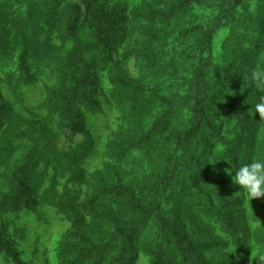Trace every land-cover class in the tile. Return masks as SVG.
<instances>
[{
    "label": "rangeland",
    "instance_id": "obj_1",
    "mask_svg": "<svg viewBox=\"0 0 264 264\" xmlns=\"http://www.w3.org/2000/svg\"><path fill=\"white\" fill-rule=\"evenodd\" d=\"M91 1L95 18L81 8L71 36L66 27L77 0H0V58L8 60L9 70L0 71V103L12 113L0 127V139L12 140L3 152L6 163H0V198L15 193L10 184L30 153L42 160L28 172L35 205L0 209L2 240L25 264H63L76 254L61 255L75 216L52 203L91 201L101 210L86 220L102 228L123 213L118 190L135 188L159 207L161 219L172 209L165 231L159 230L160 236L175 239L161 255L156 244L136 251L141 241L134 235L125 246H116L114 255L125 249L121 256L131 255V264H264V197L250 200L229 171L264 156V120L255 114L260 93L250 78L253 69L264 66V0ZM147 4L159 14L150 20L136 17ZM101 13L112 15L105 22L108 38L102 40L89 24ZM79 47L90 68L102 69L91 86L101 111L82 108V130L71 132L48 117L46 89L62 83L56 69L65 58L70 62L69 54ZM27 49L49 56L39 61L36 81L7 80ZM201 53L206 56L204 84L217 94L215 101L197 95L193 68L183 61ZM115 69L134 81L129 87L144 100L142 120L128 116L132 100L122 102L115 92L110 75ZM237 81L245 84L230 88L228 82ZM195 93L197 99L191 100ZM195 104L204 109L203 118L193 111ZM232 147L235 167L225 158ZM78 156L81 160L73 163ZM178 203L190 225L188 236L178 225L171 232ZM121 231L114 229L116 235ZM153 232L149 227L143 237ZM230 246L237 247L231 254L226 251ZM10 263L1 253L0 264ZM82 264L106 263L91 257Z\"/></svg>",
    "mask_w": 264,
    "mask_h": 264
},
{
    "label": "trees",
    "instance_id": "obj_2",
    "mask_svg": "<svg viewBox=\"0 0 264 264\" xmlns=\"http://www.w3.org/2000/svg\"><path fill=\"white\" fill-rule=\"evenodd\" d=\"M154 2L158 5V0H154ZM159 2H161V0ZM81 8L85 9L86 13L91 16L92 20L95 18L92 1L77 0V3L73 4V12L70 15V19L67 23L68 26L66 27V33L70 34L71 36L76 35L77 21L82 15ZM155 8L152 5L147 4L135 12L136 17L141 16L148 20L153 19L157 16V14H159V11H155ZM111 16L112 15L108 13L98 14L96 21H90L89 23L91 25L90 32L92 33L97 28V34H99L100 40L103 38H108L106 36L108 32L105 22L108 23ZM205 36L203 37V40ZM1 53L5 56L7 51L3 50ZM3 55L2 57H4ZM30 56L33 57V61L29 60ZM44 57L49 58L46 53L33 51V49H27L25 53L21 55L20 60L16 63V67L12 69L13 71L8 73L6 79L11 81L16 80L17 82L36 81L35 71H39L41 69L38 63ZM203 57H206L205 54H195L194 57L190 56L188 59H183V61L184 64L187 62V69H191V67L193 68L192 75L196 79L195 87L198 89V91H200L197 92V95L199 94L200 96L201 94H207L208 97L212 98L211 101H215L217 94L214 91L209 93L211 87H208L204 84L205 82L202 71L206 64L202 62ZM68 60L71 61L66 63L65 58L63 64L58 69H56L57 76L62 80V83H56L55 85L49 86L46 89V106L48 117L54 120L60 129L77 132L82 130V108H86L92 112L101 111L99 103L92 97L91 86L94 83L96 74L102 69L99 67L97 68L96 65H94L95 67L93 69L90 68L92 65L90 62L86 61V52L84 48L79 47L73 49L69 54ZM7 63L8 60L5 58H0V71H6ZM72 64H75V67H72ZM8 71L9 70L6 72ZM110 75L112 78H115L112 79V83L115 85V92L118 93L119 98L122 99V102L127 100L129 101V99L133 102V105L131 104L129 111L127 112L128 116H132L135 120H142L145 118L143 115L146 111L142 108V103L144 100L136 97V91L134 90L135 88L129 87L134 81L125 76L124 73L119 69H115L114 73L110 71ZM228 84L230 85V88H236V86H243L245 83L237 81L233 85H231L230 82H228ZM224 92L225 91L223 90L221 91V93ZM196 99L195 93L193 94V97H191V100ZM193 111L197 112V116L201 114V118H203L205 114L202 107L198 108V104H195ZM11 114L10 107L6 104L0 103V127L3 126L4 121L10 118ZM216 127V135H219L221 127L217 125ZM8 130L9 129H6V131ZM1 131L2 129H0V132ZM118 135H120V133H118ZM241 139L242 137L239 139V142ZM11 141L12 140L9 142L0 139L1 164L6 163L5 160H3V152H6V146H10ZM125 145L126 142L117 143V146ZM82 148L88 150V143L83 145ZM231 149H233V147L227 150L225 158L228 162L232 161V165L235 167L237 166V158H231ZM85 154H87V152H85L84 155ZM40 160L41 158L34 156L33 153L28 155L23 165L18 168L17 172L19 174H15L14 179L12 180L13 183L10 184L11 190L15 191V193L6 194L0 198V209H15L17 207L21 208L35 205L36 197L29 195L32 185L29 182L30 179L28 178V172L31 171L40 162ZM80 160L81 158L78 156V159H73V163H77ZM48 164L49 163L46 162V165ZM61 164L64 163L61 162ZM205 176L206 175L204 173L201 177ZM118 194L120 199L119 209H121L123 213L119 214V216H114L104 221L102 228H99L97 225H93L92 223L94 221L86 220V217L90 213L101 210L99 207L91 206V201L73 205H60L57 200L54 201V203H52L53 201H48L55 206H62L63 210L70 208L71 211H74L75 217L71 222V229L64 235L61 242V246L63 248L61 249V255L64 258L66 255H70L66 254V252H75L76 254L63 264H82L84 263V258L91 257H97L100 259V261L104 260L106 264H131V255H129L130 259H128V257L121 256L125 249L118 254L116 253L115 255L111 253V251L116 246H125L128 241V237L132 238L134 235L138 237V240L141 241L142 245L141 246L139 243H136V251H140L142 248L146 247L149 248L151 245L156 244L159 251L161 252V255L165 254V249H168L167 245L169 244V239L174 240L175 238L170 237L166 239L160 236V230L165 231L164 225L170 218L172 209L165 213V217L168 219H161L159 213H157L159 207L157 208V206H154L153 204H150L148 201H146L140 192H136L135 188H121L118 190ZM45 196L46 195L44 194L43 197ZM109 197L112 200L110 195ZM205 199L211 200V197L207 196ZM44 200H48V197H45ZM129 201L131 202V205L129 204ZM176 206L177 210L173 213V221L176 224L173 226L171 232H177L174 229L178 225L181 227L184 234L187 235L188 231L190 230V225L188 224L187 220L182 218L181 212L183 210V205L182 203H178ZM105 208H108L107 211L111 210L109 207H103L102 209ZM150 212L154 213V215H151ZM115 225L117 226L115 227ZM149 227L154 230V235H152V237H143L144 230ZM117 228L122 230L120 233H118V235L114 233V229ZM119 235L121 236L119 237ZM162 235H164V233ZM2 237L3 233L0 231V254L4 253L7 259L11 262L10 264H25L13 245H11L8 241L2 240ZM134 254L137 258L138 252ZM124 258L127 259V261Z\"/></svg>",
    "mask_w": 264,
    "mask_h": 264
},
{
    "label": "clouds",
    "instance_id": "obj_3",
    "mask_svg": "<svg viewBox=\"0 0 264 264\" xmlns=\"http://www.w3.org/2000/svg\"><path fill=\"white\" fill-rule=\"evenodd\" d=\"M250 78L260 93L259 100L255 104V114L258 112L264 120V66L258 65L250 72ZM255 116V115H254ZM234 171L233 182L239 185L250 200L264 197V156L254 159L251 163H244ZM237 247H229L226 251L231 254Z\"/></svg>",
    "mask_w": 264,
    "mask_h": 264
}]
</instances>
